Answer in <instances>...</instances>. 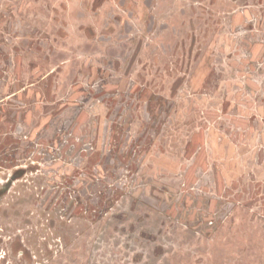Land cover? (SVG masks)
<instances>
[{
	"label": "rangeland",
	"instance_id": "rangeland-1",
	"mask_svg": "<svg viewBox=\"0 0 264 264\" xmlns=\"http://www.w3.org/2000/svg\"><path fill=\"white\" fill-rule=\"evenodd\" d=\"M9 181L0 264H264V0H0Z\"/></svg>",
	"mask_w": 264,
	"mask_h": 264
},
{
	"label": "water",
	"instance_id": "water-1",
	"mask_svg": "<svg viewBox=\"0 0 264 264\" xmlns=\"http://www.w3.org/2000/svg\"><path fill=\"white\" fill-rule=\"evenodd\" d=\"M22 173H23L22 171L17 172V173L13 176V178H16L17 176L21 175ZM13 178H12V179H13ZM11 181H12V180H11ZM11 181H9V182L6 184V186H5L2 190H0V194L4 193V192L7 190V188L9 187V185H10V183H11Z\"/></svg>",
	"mask_w": 264,
	"mask_h": 264
}]
</instances>
